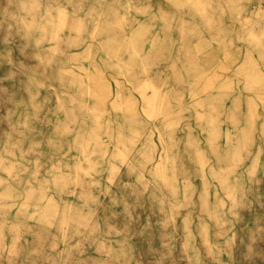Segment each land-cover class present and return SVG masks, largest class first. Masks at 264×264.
<instances>
[{
  "label": "clouds",
  "instance_id": "clouds-1",
  "mask_svg": "<svg viewBox=\"0 0 264 264\" xmlns=\"http://www.w3.org/2000/svg\"><path fill=\"white\" fill-rule=\"evenodd\" d=\"M0 264H264V0H0Z\"/></svg>",
  "mask_w": 264,
  "mask_h": 264
}]
</instances>
